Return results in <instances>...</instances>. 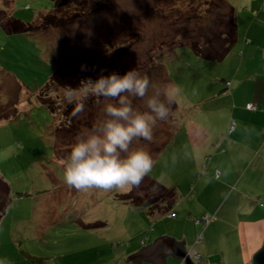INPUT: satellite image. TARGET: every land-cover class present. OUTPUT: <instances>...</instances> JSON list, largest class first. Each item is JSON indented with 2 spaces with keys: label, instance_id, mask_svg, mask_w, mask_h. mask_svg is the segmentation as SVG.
Here are the masks:
<instances>
[{
  "label": "rangeland",
  "instance_id": "374dc122",
  "mask_svg": "<svg viewBox=\"0 0 264 264\" xmlns=\"http://www.w3.org/2000/svg\"><path fill=\"white\" fill-rule=\"evenodd\" d=\"M79 1L78 6L62 9L71 14V24L50 30V35H6L0 27V176L9 184L11 198L0 237L1 242L11 240L17 245L11 247V241L2 245L0 260L6 259L9 264H132L126 261L130 250L153 243L161 234L177 238L183 234L188 251L200 253L191 246L193 241L207 243L212 249L206 264H239L243 258L235 250L236 204L233 198L224 200L232 179L219 180L220 173L233 170V165L209 167L212 151L203 153L204 145L200 144L195 145L202 148L197 149L194 158L186 132L195 123L193 132L203 129L208 141L222 137L227 115L220 110L223 106L215 108L219 101L213 102L212 98L224 89L223 75L230 65L246 61L260 67L259 57L252 58L255 53L246 52L245 60L239 61L233 48L224 62L195 54L191 47L194 40L204 42L207 35L225 31L229 22V9H213L211 0ZM9 3L3 4L9 15L28 23L40 14L55 13L50 0ZM79 8L87 12L76 15L82 13H75ZM197 14L204 17L196 19ZM65 62V69L88 75L91 80L112 73L123 76L131 70L147 76L148 96L143 100L130 98L139 112L147 111L148 98L159 95L163 99L161 94L167 85L180 89L177 102L168 105V119L158 120L153 128L152 141H134L131 149L151 155L154 166L148 176L175 189L178 204L171 212L185 215L188 222L171 227L176 217L169 218L168 212L151 213L124 199L128 194L145 197L156 193L148 181L136 190L110 192H83L65 185V161L76 137L103 118L106 103H116L88 95L82 99L87 108L74 117L77 122L71 128L64 114L68 104L64 90L46 88L52 74ZM251 82H256L255 76L249 77L246 85ZM262 82L251 88L254 101L256 85ZM226 84L231 85V81ZM206 98H211L208 113L202 103ZM46 99L55 100L54 111ZM72 105L75 107V103ZM235 126L232 119L226 134L232 133ZM164 136L170 139L164 141ZM250 174L255 177L254 172ZM219 205L222 209L216 217ZM204 218L208 224L198 221ZM18 254L25 255L17 263ZM205 259L203 255L200 261ZM167 264L181 261L170 258Z\"/></svg>",
  "mask_w": 264,
  "mask_h": 264
},
{
  "label": "crops",
  "instance_id": "0c3cea01",
  "mask_svg": "<svg viewBox=\"0 0 264 264\" xmlns=\"http://www.w3.org/2000/svg\"><path fill=\"white\" fill-rule=\"evenodd\" d=\"M227 1L235 8L237 17V41L232 47V52L237 51L235 58L239 61H244L246 52L249 54L255 53L252 58L259 57L261 66H253L251 62L246 63L245 61L237 65L234 64V67L230 65L227 73L230 74V77H227V74L223 75V79L226 78L224 89L218 90L212 98L213 102H216L215 100L219 101L215 108L223 106L220 110L227 115L225 129L223 134H221L222 137L215 139V141H208L207 132L203 133V129L198 128V132H193L195 129L192 130V128L195 126V123H193L192 128L189 127L186 135L187 139H191L189 144L194 158H197V149L202 148L201 146L204 145L203 153L212 151V160L208 165L209 167L215 166L218 169L220 166L228 168L233 165V170L229 169L226 174L220 173L219 180L224 178L232 179V184L229 185V191L224 195V200L226 198H233V203L236 204L235 218L237 222L235 231L238 238V247L235 250L243 258V261L241 260L239 264H253V257L258 252V247L264 243V0ZM254 76L256 77V82L246 85L249 77ZM260 80L263 82L256 85L257 101H254L251 98V88ZM230 81L231 85L226 86V83ZM222 98L226 99L227 103L223 104ZM210 100L211 98H206L202 102L207 113ZM250 103H256L258 105L257 110L248 109L247 105ZM232 119L235 120L236 126L234 131L227 135L226 131L230 129ZM165 136L164 141L170 139V137ZM154 141L157 140L154 139ZM196 144H200L201 146L195 148ZM165 153H168V151L166 152L165 150ZM186 161L188 164L190 158H187ZM251 171L255 173L254 178L249 177L251 176ZM221 209V205L217 206L215 211L216 217L219 216ZM209 214H212V211ZM4 217L0 222V226ZM184 222H188L186 216L182 214L178 216L177 214L174 220L175 224L173 223L171 227ZM163 235L165 234H161L158 237ZM168 235L170 236V234ZM0 236H2L1 233ZM170 237H173V235ZM178 237L175 239L178 242L184 240L185 248L187 249V240L184 235L181 234ZM10 241L1 242L0 237V251L2 245H7ZM147 245L149 244L130 250L127 255H132ZM16 246V243L11 241V247L15 248ZM191 246H194L200 252V259L205 255L206 259L202 263L206 264L207 256L209 255L210 259L212 254V249L211 251L208 249V244L195 243L193 241ZM24 255L17 256L15 261L17 263L22 261L21 258ZM131 263L150 264L146 262L135 263L133 261Z\"/></svg>",
  "mask_w": 264,
  "mask_h": 264
},
{
  "label": "clouds",
  "instance_id": "9594fccd",
  "mask_svg": "<svg viewBox=\"0 0 264 264\" xmlns=\"http://www.w3.org/2000/svg\"><path fill=\"white\" fill-rule=\"evenodd\" d=\"M83 96L69 86L64 90L68 103H75L73 115L83 111V98L88 95L103 98L106 103L103 118L92 128L76 137L65 161L63 181L70 189L87 192L125 190L139 187L153 170L151 155L143 150H132L134 141L151 142L157 121L167 120L168 105L177 102L180 89L167 85L161 94L147 99V111H136L132 99L148 96L150 80L135 70L123 76L112 73L87 80ZM0 264H9L6 259Z\"/></svg>",
  "mask_w": 264,
  "mask_h": 264
},
{
  "label": "trees",
  "instance_id": "16d2710c",
  "mask_svg": "<svg viewBox=\"0 0 264 264\" xmlns=\"http://www.w3.org/2000/svg\"><path fill=\"white\" fill-rule=\"evenodd\" d=\"M9 1V4H11L12 0H0V27L4 32L7 33H5L6 35H30L36 32H43L47 33V35H50V30H60L64 28L68 23L71 24V14L66 13L62 9L73 4H77V6L80 4L79 0H50L53 2L55 13L49 11L47 13L40 14L37 20L32 23H28L24 22L23 19H17L9 15V12L6 8L7 6H5L8 5ZM210 2L213 3V9L216 6L215 10L217 11H219V7L229 9L228 15L226 17L229 20L227 28L225 31H222L219 34H213L210 36L207 35L208 37L204 42L202 41L203 43L194 40L191 43V47L197 56L206 60L221 62L226 58V56L231 51V48L237 41L236 11L235 8L227 0H211ZM92 11H97V9ZM92 11L89 13H92ZM76 12H82L81 14H76L81 16L83 15V12H87V10L84 9L83 11V9H81L79 11H75V13ZM200 17L203 18L204 14H197L195 16L196 19ZM66 65L67 62L61 64V66L52 74L48 84L46 85V88L52 87L54 89L57 88L65 90L69 86H71V88L78 90L80 94H82L83 90L80 89L85 88L87 86L86 81L91 78H89L88 75H86V77H83L69 69H65V67H67ZM53 97L55 98V96ZM52 99H46V103H48V106L52 108V111H54L56 106L55 100ZM102 99L103 98H101L100 100ZM72 104L73 103H68L66 105L64 114L68 115V118L71 121V128L74 129V123L77 121L76 119L74 120V117L76 118V115H73L75 107ZM91 106L93 105H90L89 107ZM86 108H83V111ZM71 128L68 131H71ZM144 181H148L152 186V189L156 190V193L153 194L150 192V195H145V197H137V195L134 196L133 194H128L124 196V199L126 198L131 204L135 206L150 209L151 213L157 212L159 210L160 214H162L166 211L169 213H167L169 218H175L177 214L175 212H171L174 206L178 204V198L175 189L167 188L155 179L150 178L149 176L145 177ZM137 188L138 187H134L133 189L136 190ZM198 221L203 223L205 221L206 224H208L209 222L207 218H204L202 221L198 219Z\"/></svg>",
  "mask_w": 264,
  "mask_h": 264
},
{
  "label": "water",
  "instance_id": "95a60500",
  "mask_svg": "<svg viewBox=\"0 0 264 264\" xmlns=\"http://www.w3.org/2000/svg\"><path fill=\"white\" fill-rule=\"evenodd\" d=\"M11 203L10 186L0 176V222ZM253 257V264H264V243ZM185 248V241L178 242L174 237L163 235L140 251L129 255L126 261L135 263L167 264L168 258L181 261V264H196Z\"/></svg>",
  "mask_w": 264,
  "mask_h": 264
},
{
  "label": "built area",
  "instance_id": "2783aa9c",
  "mask_svg": "<svg viewBox=\"0 0 264 264\" xmlns=\"http://www.w3.org/2000/svg\"><path fill=\"white\" fill-rule=\"evenodd\" d=\"M247 108L250 109V110H256L257 109V107L255 105H253V104H248L247 105ZM189 254H190V256L192 257V259L194 260V262L196 264H204V263H202L200 261L199 254H196L195 252H190Z\"/></svg>",
  "mask_w": 264,
  "mask_h": 264
},
{
  "label": "flooded vegetation",
  "instance_id": "af4514ba",
  "mask_svg": "<svg viewBox=\"0 0 264 264\" xmlns=\"http://www.w3.org/2000/svg\"><path fill=\"white\" fill-rule=\"evenodd\" d=\"M170 258H168V260H169Z\"/></svg>",
  "mask_w": 264,
  "mask_h": 264
}]
</instances>
